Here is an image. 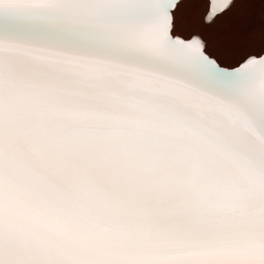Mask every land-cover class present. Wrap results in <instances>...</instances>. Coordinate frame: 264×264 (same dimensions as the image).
Segmentation results:
<instances>
[{
	"label": "snow or ice",
	"instance_id": "1",
	"mask_svg": "<svg viewBox=\"0 0 264 264\" xmlns=\"http://www.w3.org/2000/svg\"><path fill=\"white\" fill-rule=\"evenodd\" d=\"M197 6L0 0V264H264V0Z\"/></svg>",
	"mask_w": 264,
	"mask_h": 264
},
{
	"label": "rangeland",
	"instance_id": "2",
	"mask_svg": "<svg viewBox=\"0 0 264 264\" xmlns=\"http://www.w3.org/2000/svg\"><path fill=\"white\" fill-rule=\"evenodd\" d=\"M212 6V0H198V6L195 9L186 11L183 17V23L193 28H203L201 18L206 14ZM261 18L259 12L252 13L246 8H238L222 19L212 28L208 29L210 36L216 37L223 33L231 32L237 25L247 29L249 24L254 23L256 26V36L260 35L259 26Z\"/></svg>",
	"mask_w": 264,
	"mask_h": 264
},
{
	"label": "bare ground",
	"instance_id": "3",
	"mask_svg": "<svg viewBox=\"0 0 264 264\" xmlns=\"http://www.w3.org/2000/svg\"><path fill=\"white\" fill-rule=\"evenodd\" d=\"M215 2H218V0H212V4L215 3ZM257 29V28H256Z\"/></svg>",
	"mask_w": 264,
	"mask_h": 264
}]
</instances>
